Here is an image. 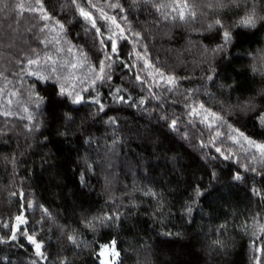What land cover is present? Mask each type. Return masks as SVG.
Returning <instances> with one entry per match:
<instances>
[{
	"label": "trees",
	"instance_id": "obj_1",
	"mask_svg": "<svg viewBox=\"0 0 264 264\" xmlns=\"http://www.w3.org/2000/svg\"><path fill=\"white\" fill-rule=\"evenodd\" d=\"M30 1L34 2L33 7L42 5L52 17L51 22L64 24L68 43L83 49L86 61L98 70L96 49L84 34L78 9L69 0H23L27 4ZM19 2L22 3H0V222L15 223L23 205L29 222L24 227H35L37 239L44 244L42 251L47 259L43 264H59L65 257L71 264H100L98 245L111 241H115L119 253L117 264H253L252 232L264 235V198L253 195L251 189L264 190V175L246 172L241 167L251 159L247 145L235 143L236 152H225L234 154L233 159H208L206 154H219L214 147L200 146L201 140L208 144L211 139L198 120L195 129L180 123L179 132L170 131L156 113L150 117L141 109L112 103L105 96L108 85L101 87L99 82L91 95H84L90 101L98 94L107 115L96 114V107L90 102L62 105V98L53 87L60 85L53 79L36 85L44 97L37 110L28 93L33 79H21L18 74L22 75V68L30 71L28 59H39L45 53V45L40 43L44 40L43 32L39 30L44 24L26 18L28 14L21 10ZM77 2L94 16L99 15L95 8L86 6V0ZM92 2L109 16L116 15L107 7L111 0ZM121 3L127 9L125 15L132 31L141 35L145 30L151 33L145 41L149 59L162 65L166 76L176 77L174 93L163 94L168 101L163 104L165 111L186 121L181 94L199 88L196 103H204L206 109L222 118L217 123L225 135L240 140L238 133L231 132L239 129L257 142H264V129L250 118L251 113L238 108L264 89V74L260 71L264 69V21H257L253 29L233 28L232 43L224 52L212 53L205 49L215 48L221 40L215 32L202 30V25L211 19L210 12L207 17L200 16L199 22L185 25L165 21L155 9L140 3L130 7L132 0ZM160 3L179 4L181 0ZM188 3L190 8L186 12L208 11L201 0ZM221 3L226 5L221 9L222 18L229 25L242 19L253 3L264 16V0ZM164 11L171 12V7ZM102 23L103 20L98 21V25ZM121 44V54L127 57L132 44ZM136 47L140 51V46ZM132 63L137 64L134 72L114 64L109 83L136 97L141 92L133 76L140 73L143 61ZM209 75L213 76L212 81L203 79ZM13 93V103L17 105L10 107L4 101ZM74 108H80L71 112L75 123L65 121L63 114ZM29 115L34 119L30 121ZM109 118L116 122L109 123ZM35 120H39L37 130L29 131ZM201 130L203 136L199 134ZM60 132L67 135H59ZM183 133H187V139ZM90 137L92 142L86 143ZM218 143L215 146L221 147ZM85 160L92 165L84 176L89 188L82 185L80 178ZM255 166L264 173L259 163ZM237 169L244 177L240 181L232 178ZM196 184L205 194L193 201ZM29 203L33 205L30 209ZM189 205L190 214L186 213ZM40 206L48 209L49 217H44ZM115 213L120 214L118 220L110 227H98L95 232L81 223L85 215L91 219ZM61 226L68 229L67 235L75 230L80 247L71 245ZM213 240H222L227 247L217 251L211 245ZM23 243V248L0 244V264L36 261L33 246ZM260 246L264 248V243Z\"/></svg>",
	"mask_w": 264,
	"mask_h": 264
},
{
	"label": "snow or ice",
	"instance_id": "obj_2",
	"mask_svg": "<svg viewBox=\"0 0 264 264\" xmlns=\"http://www.w3.org/2000/svg\"><path fill=\"white\" fill-rule=\"evenodd\" d=\"M203 3V7L207 9V12H197L195 9L189 10L190 8L188 0H181V3H173L172 5L160 3V0H132V4L130 7L135 6L137 3L146 5L149 9H155L157 13L163 17L165 21H179L185 25L194 24L199 22V17L204 16L207 17L209 12L212 14L211 19H209L206 25H202V30L206 32H215L221 40L215 48L209 50L205 49V51H211L212 53H220L224 52L225 49L232 43L233 41V32L232 29L236 27H243L246 29H253L257 26V21H264V16L260 15L257 10V4L253 3V6L250 10L246 11V15L235 22L232 25H229L222 18L221 9L225 7L221 0H201ZM233 2V0H230ZM243 3H247L248 0H242ZM0 3H3V0H0ZM69 3L73 5L74 9H78L79 17L83 20V28L84 34L92 41V48L96 49V63L99 70V74L95 75L91 80V86L85 87L84 85L87 83L85 80L77 79L75 83H61L59 79L56 80L60 86L58 88L53 85L56 94L62 98L60 103L63 105L65 103L70 102L72 105H83L87 103H91L96 107V114L105 111V104L99 98L98 94L96 97H92L89 101L88 97L84 95V93H89L96 89L97 83L99 82L100 86L108 85V91L106 92V98L110 99L112 103L116 104H126L129 108H138L142 111L146 112L150 117L153 113L157 114V118L160 121H163L165 126L174 132H179V124L187 123L188 126L195 129L196 123L205 125V128L212 132L215 128V125L210 121L212 119L221 120V117H218L215 112H212L210 109H206L204 103H196V96L200 93V89H187L185 90L181 96L183 99V107L185 109V117L187 120L185 121L179 116L170 115L167 111L164 110L163 104L168 102L165 98H163L164 93H174V88L176 84V77L165 75L163 71H161V66H157L152 60L149 59V51L148 45L145 41L151 35L150 32L145 30V34L141 35V32H135L131 29V22L129 21V17L125 15L127 9L121 3V0H111L108 3L107 7L116 12V15L109 16L106 12H104L103 8H97L96 4L92 2V0H86V6L89 8H95L99 15L94 16L92 11L85 10V6H82L77 0H69ZM21 10L25 9L24 5H21ZM171 7V12H165V8ZM2 10V9H0ZM27 10L33 13V19L35 20H43L49 21L52 19L49 15H47L43 6L41 5L39 11L36 7L28 5ZM151 14V12H150ZM119 17V20H118ZM159 19V18H157ZM103 20L104 23L98 25V21ZM59 29L61 31L65 30V26L63 23L56 21ZM123 25H128L129 27H124ZM41 32H53L54 29L50 28L47 23L44 24L42 28L39 29ZM199 31L200 29H196ZM61 40L60 36H56L55 40H40V43L45 45L47 48L49 45L59 43ZM131 43L132 48L128 52L127 57L121 54L122 52V44ZM137 45L140 46V51H137ZM91 50V49H90ZM71 52V48L68 49ZM77 51L81 54V57L84 58L83 49H77ZM133 60L143 61L142 64L139 65L140 73H134V80L138 82L140 86L141 95L136 97H131V94L127 92L126 89H122L119 87H113L109 82L112 80V68L114 64H118L120 68H127L130 72H134L137 67V64L132 63ZM51 62V56H48L46 59H28L27 64L29 66H40L42 64H49ZM73 68L76 67V64L71 65ZM40 67H36L33 71H27L22 68V75L18 74V78L25 77H34L32 85L28 89L29 96L34 104L35 108L39 110L44 103V97L39 94L36 89V85H39L41 81L45 84L48 81L54 79L53 75L49 73L47 76H40L39 73ZM53 71H55V67L53 66ZM253 71H257V69H253ZM262 74H264V69L260 70ZM143 74V78L142 75ZM125 75H127L125 73ZM159 77L157 80L156 77ZM6 79V77H5ZM203 79L212 81L213 76H205ZM77 85H79V89L77 90ZM71 88V91H68V88ZM221 87H225L221 85ZM161 89L160 92L155 91L154 89ZM144 93H147V96H143ZM15 95V93H13ZM259 98V99H258ZM156 101L155 104L152 102ZM11 102V101H9ZM172 103H175L173 100ZM239 110L244 113H251V119L257 122V124L264 129V89H261L257 96L250 97L243 104L238 106ZM27 112L28 109L25 108ZM72 111H80V108L70 109L68 112H65L64 119L65 121H71L75 123L73 116L71 115ZM41 115L43 113L41 112ZM30 121L34 118L29 115L27 117ZM109 123H115V118H109ZM39 124V120H35L32 123L29 131L37 130V126ZM231 128V126H229ZM232 133H238L240 140L234 138L233 135H229L228 139H232L233 143H240L243 141L248 147V154H250L251 159L248 160V163L241 165L246 172H252L256 175H264L255 165L257 163L260 164L261 168H264V142H257V140L253 139L250 136L245 135L243 131L239 129H231ZM200 136H203V131H200ZM59 135H67L65 132H60ZM221 133L219 131H215L214 139L210 141L208 144L204 143L203 140L200 141V146L204 147H214L215 153L219 154L210 155L206 154L208 159L216 160L219 158H223L224 160H229L234 158V154L228 153L225 154L226 150H222L221 147L215 146V142L217 139L221 137ZM185 139H187V133H183ZM86 143H91L92 138L90 137ZM116 143V141H114ZM14 163V161H13ZM239 163V161H237ZM85 170L80 173L81 183L85 188L91 187V185L84 180V176L87 171H89L92 167L88 163L87 160L84 161ZM213 177H215V173H212ZM236 181H240L244 177L241 176L239 169H237L236 173L232 177ZM252 194L258 197L264 198V190L252 188ZM194 196L192 197L193 201H195L196 197H201L205 194L204 190L201 189L199 184L193 186ZM148 195L155 196V193L148 192ZM23 199V194H20ZM20 202V201H18ZM159 203V201H158ZM33 205L29 203L27 208H32ZM44 217H49L50 213L48 209L40 206ZM21 214L15 216V223L10 222H0V244H6L14 247H24L23 242H27L28 245L34 247V254L41 260H46L44 251V244L41 240H38L35 233L37 229L35 227H24L28 225L29 222L24 216V206L22 205ZM192 212V207L189 205L186 207V213L190 214ZM42 217V219L44 218ZM120 218L119 213L105 215L103 217H92L91 219L85 215L82 217L81 223L83 227L95 232L98 227H110L113 222ZM264 219V215L261 216ZM221 227H226V225H222ZM6 230V231H5ZM61 231L66 235V239L71 243L73 247H80V243L77 240V236L75 234V230H72L74 234L67 235L68 229L61 226ZM264 232V228L261 229ZM165 235H172L171 233H165ZM252 236L254 239L251 243V251L253 255L251 260L253 264H264V248L260 245L264 243V235H258L255 231L252 232ZM211 245L219 251L221 248H226L227 245L222 240H213L211 241ZM91 246V245H88ZM100 248L99 255H104V251L106 249L111 250V256L113 258L118 257L119 253L115 251V241H111L109 244H101L98 245ZM256 253H260L261 255H256ZM31 264H38V261H32ZM59 264H71V261L66 257L59 261ZM101 264H115V259L111 261H102Z\"/></svg>",
	"mask_w": 264,
	"mask_h": 264
},
{
	"label": "rangeland",
	"instance_id": "obj_3",
	"mask_svg": "<svg viewBox=\"0 0 264 264\" xmlns=\"http://www.w3.org/2000/svg\"><path fill=\"white\" fill-rule=\"evenodd\" d=\"M21 2L22 3L19 2L20 3L19 6L21 5L25 6V9L23 10V12L28 14L26 18L30 17L31 19H33V13L28 11L27 7L28 5H31V4H32L31 6H33L34 2L30 1L31 4H27L23 2V0H21ZM35 7L39 11L40 6L36 4ZM33 20L39 21L43 24L47 23L50 28L54 29V31L51 33L43 32L41 34L42 37H44V40H55L57 35L61 37V40L59 43L49 45L45 49V53L42 55V57L39 58L43 60V59H46L48 56H51V62L49 64H42L40 66H30L31 68L30 71H33L36 67H40V71L37 74L42 77L47 76L49 75V73H51L54 77L53 80L59 79L61 83H69V84L75 83L77 79L85 80L87 81V83L84 86L90 87L91 80L94 78L95 75L99 74V71L95 70L86 61L85 57L82 58L81 54L77 51V49L73 47L70 43H68V41L66 40L64 36L63 31L59 29L57 23L51 22L50 20L49 21L35 20V19ZM69 48H71V52L68 51ZM72 64H76V67L73 68L71 66ZM53 66L55 67V71H53ZM31 78L34 79V77H31ZM79 87L80 86L77 85V90L79 89ZM68 91H71L70 87L68 88ZM15 97H16L15 95L11 94L10 98L6 99L4 103H6V105L10 107H13L15 105V103H13V100ZM210 122L215 125V128L212 130V132H209V130L205 128V125L202 124V126H204V129L206 130V132L209 133V137L211 141L214 139L215 131H219L222 135L219 139L216 140V142L218 143V140H222V139L225 140L223 143L222 142L218 143L219 146H221V149L226 150L228 152H236V148L233 147L235 146L234 145L235 143H233L232 139H228V135L224 134L225 132L222 130L220 124L217 123L218 121L215 119H212ZM241 142L238 144L243 145ZM115 251L117 252L116 248H115ZM110 253H111V250L106 249L104 251V255H99L100 264L102 261H111L113 259H115V264L118 263V257L113 258ZM36 261H38L39 264L44 263V260H41L38 257L36 258Z\"/></svg>",
	"mask_w": 264,
	"mask_h": 264
}]
</instances>
